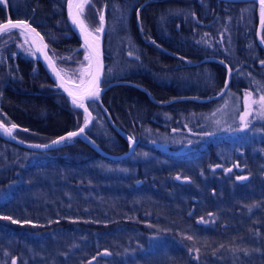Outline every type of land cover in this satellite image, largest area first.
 <instances>
[{
  "label": "trees",
  "instance_id": "trees-1",
  "mask_svg": "<svg viewBox=\"0 0 264 264\" xmlns=\"http://www.w3.org/2000/svg\"><path fill=\"white\" fill-rule=\"evenodd\" d=\"M64 2L0 0V22L28 21L58 69L73 71L83 50ZM99 8L101 86L114 83L99 101L135 146L111 160L80 138L45 151L0 138V264H264V117L240 119L246 92L264 95L258 7L92 0L87 18ZM20 48L17 30L0 34V122L45 143L75 129L78 110ZM86 105L85 134L124 153L101 108Z\"/></svg>",
  "mask_w": 264,
  "mask_h": 264
},
{
  "label": "water",
  "instance_id": "water-1",
  "mask_svg": "<svg viewBox=\"0 0 264 264\" xmlns=\"http://www.w3.org/2000/svg\"><path fill=\"white\" fill-rule=\"evenodd\" d=\"M219 1H226V2H243V1H253L256 6L258 7V19H257V23H256V28H255V32H254V38H255V41H256V44L262 49L264 50V43L261 42V36H260V30H261V16H260V0H219ZM73 4H76L78 2V0H72ZM72 11L75 13L77 11V9L74 7L72 9ZM64 12H65V19H66V22L68 24V27L70 28V30L72 31V33L76 36V38L79 40L80 42V45L85 49V51H87V48L85 46V37L84 35L81 34V30L79 27H77L76 25H74L72 23V20L69 16V0H65V4H64ZM101 12L103 13L104 15V10L102 8ZM100 12V14H101ZM9 20H5V21H2L0 22V24H4V23H8ZM13 23H19V22H26L28 25H30L28 23V21L26 20H11ZM100 15H99V28H100ZM31 28H34L33 26L30 25ZM35 29V28H34ZM104 29H105V23L103 24V28L101 31L97 32L96 31V34L95 33H92L93 36H96L98 37V46H99V57H98V61H99V65H97V62L94 61L93 62V68H92V72L95 73V71L97 70V67L99 66V71H100V75H99V87L101 89V91L106 87V86H109L110 84H113V82L109 83L108 85L102 87L101 86V80H102V74H103V58H102V38H103V33H104ZM11 30H17L21 33L22 29H11ZM36 30V29H35ZM36 32H38L36 30ZM39 33V32H38ZM2 34V33H0ZM40 34V33H39ZM25 38H26V41L29 45V47L31 48L33 54H34V59L41 65V67L43 68V70L45 71L46 75L48 76V78L50 79V81L52 82V85L54 88L58 89L67 99L68 101V104L70 106V108L72 109H77V110H80L81 112H83L84 116H85V113H84V110L81 109V108H77L75 107L72 103H71V97L68 95V93L66 91H64V88H61L59 86L60 83H64L65 87L68 88L69 90L71 91H78V90H73L71 89V86L74 85V83L70 82L69 80H67L66 78H64V76L62 75V73L60 72V76L62 77V79L58 80L57 78V75H56V72L53 71L52 68L49 67V61L45 58V53L47 54L48 57L51 58L50 54H49V50H48V46L47 48H43L42 51H39L38 49H41L42 48V44H41V41H40V37H42L41 35H39V37L35 36V34H26V35H23ZM89 39L91 40V37H89ZM33 41H35V43H33ZM43 44L44 45H47L45 43V41L43 40ZM52 59V58H51ZM53 61V59H52ZM54 62V61H53ZM55 65V63H54ZM55 69L57 71H59V69L57 68V66L55 65ZM231 72L229 69L227 70V74ZM92 77L89 76L88 78V81L91 80ZM227 82V81H226ZM87 87V85L85 86ZM225 88V87H224ZM223 88V90H224ZM100 91V92H101ZM99 92V93H100ZM222 92V90H221ZM220 92V93H221ZM219 93V94H220ZM90 101H93L95 103H97V105L101 108L102 112L104 113L108 123L111 125V127L117 132L119 133L128 143V147H127V150L122 153V154H109L107 152H103L101 151L90 139L89 137L85 134V131L87 130V128L89 127L90 123H91V119L87 125V127L85 128V131L83 134L81 135H78V136H75L73 138H80L81 141L83 143H85L86 145H88L90 148H92L94 151H96L99 155H101L102 157L104 158H107V159H111V160H119V159H122L126 156H128L132 151H133V148L135 146V141L132 140L131 144L129 142V138L128 136H125L114 124L113 122L111 121V119L109 118L105 108L101 105L100 101H99V97L97 99H86L84 101L85 105L87 102H90ZM87 107V106H86ZM1 123V122H0ZM5 126V125H4ZM84 124L80 127H83ZM6 127V126H5ZM79 127V128H80ZM79 128L77 129H74V130H71V131H67L61 135H58L56 136L55 138L49 140L48 142H45V143H39V142H31V141H26V140H23V139H20L18 137H16L15 135H12L9 136L7 134H5L2 129H0V138L5 140V141H8L10 143H13L17 146H20V147H23V148H26V149H30V150H35V151H45V150H48L50 148H53L55 147L57 144H52L51 142L53 140H57L59 139L61 136H66L67 133L69 132H74V131H78ZM71 138V140L73 139ZM71 140H65L66 142H70ZM65 141H62V142H65ZM44 145H48V147H42ZM40 146V147H38Z\"/></svg>",
  "mask_w": 264,
  "mask_h": 264
},
{
  "label": "snow or ice",
  "instance_id": "snow-or-ice-1",
  "mask_svg": "<svg viewBox=\"0 0 264 264\" xmlns=\"http://www.w3.org/2000/svg\"><path fill=\"white\" fill-rule=\"evenodd\" d=\"M88 3V0H84L83 3H76L73 4L72 0H69V16L72 20V23L76 25L77 27L80 28L81 34L84 35L85 37V46L87 48V51L85 52L84 59L88 61V66L87 69L84 70V72L91 76L92 79L85 82L83 79H81V83L76 85V88L78 91L74 92L69 90L68 88L65 87L64 83H60L59 86L61 88H64V91L68 93V95L71 97V103L77 107L81 108L84 110L85 117H84V126L80 127L78 131L74 132H69L67 133L66 136H61L57 140H53L51 143L52 144H59L62 141L65 140H71V138L81 135L84 133L85 128L87 127L90 119H91V113L88 110V107H86L84 101L86 99H97L99 96V92L101 91L99 87V66L97 67V70L95 73L92 72L93 68V62L96 61L97 65H99L98 57H99V46H98V37L93 36L92 32L88 30L87 26L84 23V20L81 19V15L85 9L86 4ZM260 16H261V24L264 25V0H260ZM76 8L77 11L74 13L72 11L73 8ZM104 24V15L101 12L100 14V28H97L95 31L99 32L102 30ZM11 29H22L21 35H26V34H35V36L39 37V33L36 32L34 28H31L30 25H28L26 22H19V23H13L11 20L8 21V23L0 24V33H8ZM91 37V40L89 39ZM40 41L42 44V48L38 49L39 51H42L43 48H47V45L43 44V38L40 37ZM27 42V41H26ZM261 42L264 43V38L261 39ZM35 43V41H33ZM45 58L49 61V67L53 69L54 72H56L58 80L62 79L60 76V72L63 70L57 71L55 69L54 62L50 57L47 56L45 53ZM262 64H264V61H261ZM83 75V73H82ZM85 83L87 84V87H84ZM227 87V82L225 83V88ZM223 91V89H222ZM245 102H246V110L244 112V115L241 116V120H245V118L248 116V108L251 107L253 104H258L259 105V111L258 115L261 117H264V95L260 96L259 100H254L252 99V93L251 92H246L245 94ZM219 111V110H218ZM214 115V114H213ZM219 123V121H217ZM247 123L244 124V127H247ZM17 128V125L11 124L10 127H5L3 123H0V129L2 131L11 136L13 133V130ZM129 142L131 144L132 139L129 138ZM40 147V146H38ZM42 147H48V145H44ZM230 171V169L228 170ZM240 179H246V177H240ZM16 221H13L15 223ZM191 239V237H189ZM15 264V261L13 262Z\"/></svg>",
  "mask_w": 264,
  "mask_h": 264
},
{
  "label": "rangeland",
  "instance_id": "rangeland-1",
  "mask_svg": "<svg viewBox=\"0 0 264 264\" xmlns=\"http://www.w3.org/2000/svg\"><path fill=\"white\" fill-rule=\"evenodd\" d=\"M91 2L92 0H88V3L86 4L85 6V9L81 15V19L84 20V23L85 25L87 26L88 30L91 31L92 33H95L96 34V29L99 28V15H100V9L98 10V12L95 11V19L94 20H89L86 16V13H88V8H90L91 6ZM65 4V2H64ZM68 25V24H67ZM20 37H21V50H22V53L23 55H28L29 57H33V53L28 45V43L26 42V38L24 36H22L20 34ZM83 50V54L81 56V59H80V62L78 64V66L76 67V69H74L73 71H71V69L74 67V65H70V66H64L68 69H70V71L68 70H65L63 68H59V70H63L61 73L62 75L64 76V78H66L67 80H69L70 82L74 83V84H79L81 82V79H83L84 81L87 80L89 78V75H87L86 73H83V70L88 66V61H86L84 59V56H85V50L82 48ZM69 65V64H67ZM226 83V82H225ZM58 90V89H57ZM59 91V90H58ZM221 92V91H220ZM252 99L254 100H259V97H253L252 96ZM246 102H245V99H244V103H243V109L242 111L240 112V116L244 115V112L246 110ZM77 110V109H75ZM258 111H259V105L258 104H253L251 105L250 108H248V116L245 118V120H241V123L242 122H245L247 120H250V122H252L254 119H257V115H258ZM90 112V111H89ZM260 116V115H259ZM84 114L83 112H81L80 110L77 111V126L75 129L79 128L80 126H82L84 124ZM241 119V117H240ZM6 127H10L11 125H7V124H4ZM74 130V129H73ZM15 131V129L13 130V132ZM71 131V130H70ZM14 135V134H13ZM131 138V137H130ZM132 139V138H131ZM133 140V139H132ZM27 141V140H26ZM97 146V145H96ZM155 146H159V144L157 145V143L155 144ZM98 147V146H97ZM99 148V147H98ZM101 151L103 152H106L104 151L103 149L99 148ZM161 150L165 151V148H162ZM107 159V158H106Z\"/></svg>",
  "mask_w": 264,
  "mask_h": 264
},
{
  "label": "bare ground",
  "instance_id": "bare-ground-1",
  "mask_svg": "<svg viewBox=\"0 0 264 264\" xmlns=\"http://www.w3.org/2000/svg\"><path fill=\"white\" fill-rule=\"evenodd\" d=\"M83 2H84V0H78L77 3H83ZM103 35H104V33H103ZM102 41H103V38H102ZM54 63H55V62H54ZM85 69H87V67H86ZM85 69H84V70H85ZM84 70H83V74L85 73ZM102 76H103V74H102ZM87 81H88V79L85 80V82H87ZM80 83H81V82H80ZM80 83H79V84H80ZM115 83H116V82H115ZM113 84H114V83H113ZM76 85H77V83L74 84L73 86H71V89H73V90H77ZM86 85H87V84L85 83L84 87H85ZM179 102H180V101H179ZM154 103H155V102H154ZM175 118H176V117H175ZM1 123H2V122H1ZM171 124H173V123H171ZM174 124H175V123H174ZM169 128H170V127H169ZM171 128H172V127H171ZM158 137H159V136H158ZM158 137H156V139H157ZM161 137H162V136H161ZM161 137H160V138H161ZM161 139H162V138H161ZM162 141H163V140H162ZM162 141H160L159 143H162ZM154 142H156V141H154ZM159 143H158V144H159ZM153 144H154V143H153ZM155 144H156V143H155ZM158 144H157V145H158ZM150 145H151V144H150ZM150 147H151V146H150ZM53 148H54V147H53ZM53 148H50V149H53ZM50 149H48V150H50ZM157 149H158V148H157ZM151 150H153V149L151 148ZM154 150H155V148H154ZM159 150H160V149H159ZM149 152H150V150H149ZM145 153L148 154L147 151H146ZM145 153H144V154H145ZM151 153H152V152L149 153L150 156H151ZM152 154H155V153H152ZM142 156H143V155H142ZM147 157H148V155H147ZM151 158H152V157H151ZM143 159H144V158H143ZM147 159H148V158H147ZM149 159H150V158H149ZM145 160H146V159H145ZM150 160H151V159H150ZM143 161H144V160H143ZM144 162H146V161H144ZM142 164H143V163H142ZM139 166H141V165H139ZM233 167H234V166H233ZM143 170H144V169H143ZM245 171H246V170H245ZM243 173H244V172H243ZM244 174H245V173H244ZM248 176H249V175H248ZM250 177H251V176H250ZM246 179H247V178H246ZM249 179H250V178H249ZM244 180H245V179H244ZM247 181H248V180H247ZM241 182H242V181H241ZM182 203H183V202H182ZM169 215H170V214H169ZM167 218H168V217H167ZM153 227L155 228V226H153ZM160 228H161V227H160ZM163 228H164V227H163ZM156 229H157V227H156ZM157 232H158V231H157ZM158 233H159V232H158ZM162 234H163V233H162ZM134 242L137 244L136 241H134ZM135 243H134V244H135ZM131 246H132V245H131ZM139 246H140V245H139ZM134 247H135V246H134ZM140 248H141V246H140ZM141 249H142V248H141ZM134 250L137 252L136 249H134ZM134 250H133V251H134ZM135 251H134V252H135ZM141 251L143 252L144 250H141ZM130 252H131V251H130ZM136 252H135V253H136ZM139 252H140V251H139ZM137 253H138V252H137ZM129 254H130V253H129ZM131 254H132V253H131ZM143 254H144V253H143ZM129 256H130V255H129ZM146 256H147V255H146ZM146 259H149V258H146ZM144 260H145V259H144Z\"/></svg>",
  "mask_w": 264,
  "mask_h": 264
}]
</instances>
